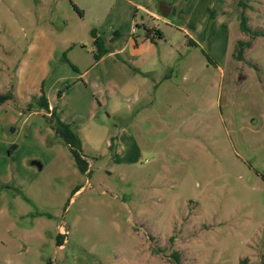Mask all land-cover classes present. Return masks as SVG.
<instances>
[{"label": "rangeland", "instance_id": "obj_1", "mask_svg": "<svg viewBox=\"0 0 264 264\" xmlns=\"http://www.w3.org/2000/svg\"><path fill=\"white\" fill-rule=\"evenodd\" d=\"M8 93L0 264H264V0H0Z\"/></svg>", "mask_w": 264, "mask_h": 264}, {"label": "trees", "instance_id": "obj_2", "mask_svg": "<svg viewBox=\"0 0 264 264\" xmlns=\"http://www.w3.org/2000/svg\"><path fill=\"white\" fill-rule=\"evenodd\" d=\"M144 28H145V32H146V38L151 40L152 43L156 44L158 42V40L164 39L162 33L159 30L150 29V28H147L146 26H144ZM243 30L246 33L249 32V29L246 26H244ZM119 37H120V34L115 33V37L113 39V42L116 41ZM94 43H95V46L97 48V51L94 54V58L96 61L101 60L104 56H106L107 54L110 53V49L107 47L105 41L102 38H100V37L97 38L94 41ZM189 44L191 46L198 47L197 43H195L190 38H189ZM250 45L251 44L245 43L242 41L239 42V44L236 48L237 59H239V60L243 59L244 47L249 48ZM67 62L69 63L68 60H67ZM70 65H72V64H70ZM72 68L75 71H77V68L75 66L72 65ZM61 95H62V93H61ZM11 99H13V96L9 93L8 94H0V105L5 104L6 102L10 101ZM39 104L43 109L50 110L49 103H48L45 95H43L41 97ZM58 125L59 126L57 128H55L57 137L59 139L63 140L71 148V151L77 160V163H78L80 170L82 172H86L87 166H86V161L84 160V158L81 155L80 150L82 148V145H81V139H80L79 135L74 131V129L71 125L64 124L60 121H59Z\"/></svg>", "mask_w": 264, "mask_h": 264}, {"label": "crops", "instance_id": "obj_3", "mask_svg": "<svg viewBox=\"0 0 264 264\" xmlns=\"http://www.w3.org/2000/svg\"><path fill=\"white\" fill-rule=\"evenodd\" d=\"M154 14H156V12H155ZM154 14H151V16L153 17ZM153 19H155V17H153ZM133 33H135V32H133ZM133 36H134V34H133ZM99 37H100V36L98 35V38H99ZM100 38H101V37H100ZM118 39H119V38H118ZM118 39H117V40H118ZM104 41H105V40H104ZM112 42H113V41H112ZM146 42L153 44L152 41L149 40V39H147V38H146ZM105 43H106L107 47L110 49V53L107 54L106 56H104L101 60L97 61V62L100 64V66L105 65V63H106L108 60L113 59L114 56H116V52H111V51H114V50L117 51V50H118V49H116V48H114V47L109 46V43H108L107 41H105ZM134 43H135V48H136L135 51H138V50L140 49V47L138 46V44H137L136 41H134ZM110 44H111V43H110ZM123 50H124V49H122V50H118V52H119V53H122ZM111 65H112L115 69H117V70H119L121 66L124 67V64L121 63V62L111 63ZM144 73H145V74H148V76L151 75V74H149V71H146V70H144ZM143 80H144V79H143ZM144 81H146V80H144ZM48 103H49V105H50V109H51L52 106H51V104H50V100H48ZM49 111H50V110H49Z\"/></svg>", "mask_w": 264, "mask_h": 264}, {"label": "water", "instance_id": "obj_4", "mask_svg": "<svg viewBox=\"0 0 264 264\" xmlns=\"http://www.w3.org/2000/svg\"><path fill=\"white\" fill-rule=\"evenodd\" d=\"M160 12H161V15L164 17V18H169L171 12H172V9L167 6L165 3H162L161 6H160ZM92 37L94 40H96L98 38V33L97 31H94L92 33ZM34 165L38 166L40 169H42V166L41 164H39L38 162H34Z\"/></svg>", "mask_w": 264, "mask_h": 264}, {"label": "built area", "instance_id": "obj_5", "mask_svg": "<svg viewBox=\"0 0 264 264\" xmlns=\"http://www.w3.org/2000/svg\"><path fill=\"white\" fill-rule=\"evenodd\" d=\"M153 27H154V28L158 27L156 21L153 22ZM154 28H153V29H154Z\"/></svg>", "mask_w": 264, "mask_h": 264}]
</instances>
